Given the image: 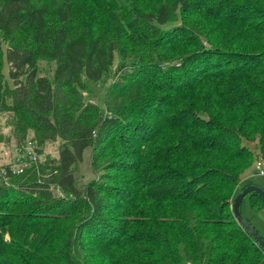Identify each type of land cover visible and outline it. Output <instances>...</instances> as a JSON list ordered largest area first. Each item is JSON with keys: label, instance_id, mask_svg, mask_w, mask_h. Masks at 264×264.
Segmentation results:
<instances>
[{"label": "trees", "instance_id": "obj_1", "mask_svg": "<svg viewBox=\"0 0 264 264\" xmlns=\"http://www.w3.org/2000/svg\"><path fill=\"white\" fill-rule=\"evenodd\" d=\"M190 2H139L120 18L113 13L114 0H0V113L13 114L18 142L29 131L40 144L57 138L64 141L57 174L42 181L32 175L22 180L21 174H16L9 178L15 182L0 183V264H264V250L230 209L239 175L253 158L248 147L236 145L237 132L246 140L257 141L264 157V78L251 72L264 65V20L255 18L258 14L252 16L250 32L241 41L262 48L257 56V52L250 54L259 62H234L227 68L232 72L215 75L229 76L236 85L234 90L228 91L227 83L212 78L179 90L178 76L181 82L184 76L195 78L197 72L191 68L182 76L168 77L175 86L173 97H178L183 107L188 103L200 106V98L207 95L208 101L219 103V121L226 124L219 126V135L205 132L211 125L184 119L188 114L171 124L164 116L157 133L162 143L153 154L145 153L140 169L146 162L165 159L170 161L169 167L164 166L153 182L140 180L121 192L120 197L127 199L119 208L122 212L110 218L104 216L111 210L97 182L88 185L84 194L75 188L70 167L83 150L91 147L95 162L99 161L98 150L113 136L121 119L127 116L130 120L136 112L133 106L147 103L159 87L158 81L148 80L150 72L145 68L132 73L117 88L118 104H112L110 92H105V115L83 102L80 91L84 80L99 82L110 70L115 52L128 55L127 40L116 24L123 25L130 36L148 35L134 56L145 61L141 65L157 64L168 57L163 34L178 31L163 25L174 21L177 13L188 11ZM251 5L243 9L256 15L253 2ZM196 57L197 63L205 59L201 52ZM190 58L181 57L187 63ZM41 60L54 62L52 79L39 75ZM5 62L12 85L5 78ZM214 85H219L217 90ZM188 92V97L180 96ZM167 143L178 145L166 153ZM51 185L74 197L55 198ZM246 196L253 211L264 209L258 194ZM47 209L53 214L46 217H60L54 224L61 229L54 230L57 227H48L41 219ZM87 209L92 215L85 217ZM69 212L77 213V222L68 218ZM133 212L144 216L138 225L128 217ZM38 226L45 228L37 230Z\"/></svg>", "mask_w": 264, "mask_h": 264}, {"label": "rangeland", "instance_id": "obj_2", "mask_svg": "<svg viewBox=\"0 0 264 264\" xmlns=\"http://www.w3.org/2000/svg\"><path fill=\"white\" fill-rule=\"evenodd\" d=\"M114 1L116 8L113 9V13L116 17L120 18L124 14H129L130 10L134 9L136 3L141 2L142 5H145L146 2H149V0ZM161 1L163 2L164 0ZM244 1L191 0L188 11L177 13L178 15L173 17L174 21L163 25L167 29L178 28V31L172 32L169 35L163 34L168 57L163 61H157V64L149 63L141 65L145 61L141 62L134 56V50L138 51V48L144 47L143 44L149 39L148 35L139 37L134 34L130 36L129 31L123 25L121 26L120 23L116 24L120 26L122 35L127 40L128 55L123 57L119 52H115L110 70L99 82L84 80V90L80 91L83 102L85 104H93L105 115L107 113L104 104L105 92H110L113 98L112 104H118L119 101H117L118 97L116 96L117 88L132 73L145 68L150 72L147 77L148 80L158 81L159 87L147 103L133 106L136 112L132 114L133 117L130 120L127 116L121 119L113 136L103 148L98 150V154L100 155L99 161L95 162L92 155L93 149L87 147L83 150L80 159L70 167L76 179L75 188L77 192L84 194V189L93 182H97L95 184L104 190L103 196L109 206L108 210H111V212L105 213L104 216L106 218L122 212V209L119 208L123 206L124 200L127 199L120 197L121 192L126 191L128 188H133L140 180L153 182L159 178L158 175L162 172L164 166L169 167L170 161L165 159V155L178 144H165L168 148L163 156L165 160L155 163L146 162L144 168L140 169L141 160L143 161L145 153L148 151L153 154L157 145L162 143V140H158L157 133L161 129L164 116L167 117L168 123L171 124L180 116L188 114L189 116H185L184 119H193L194 122H202L208 126L211 125L212 128L205 132L213 135L219 131V126H226L224 121H219V103H215V100L214 102L208 101L209 95L206 98H200L202 99V105L200 106L188 103L186 107H183L178 103V97H173L175 86L168 81V77L177 76L179 73L182 76L184 72H189L191 68V72H197L195 78L189 76L185 78L184 76L183 82H181L178 76L176 82L179 83V90L188 88L191 85L202 84L209 78L217 82L223 81L227 83L228 91L234 90L236 85L233 82L231 83L232 79L229 76L215 75H219V72H232L233 70L227 68L232 67L234 62H238L240 65L249 59L253 62H259L256 58H250V54L257 52L255 54L257 56L262 51V48L254 49L248 40H241L245 39L250 32L249 27L252 26V16H257L258 14L259 17L255 18L264 20V0H246L247 3L240 7V4ZM251 2H253L254 8H252L256 15H250L247 9H243L247 4L250 3L251 5ZM241 18H245L246 21L242 23V21H239ZM235 29L237 30L235 31ZM262 39L264 40V38ZM2 48L3 50L6 49V44H3ZM194 49L197 50L196 53H187ZM200 52L204 53L205 59L203 62L197 63L199 59H197L196 54ZM186 54L192 57L189 63L181 59V57H187L185 56ZM38 66L39 75H45L50 79L53 78L54 62L41 60ZM198 68L203 69L198 70ZM174 72L176 75H173ZM251 72H256L257 75L264 78V65L251 69ZM4 74L8 84L12 85L11 80L8 78V63L6 62L4 64ZM213 87L217 90L219 85H214ZM212 91L213 89H210L209 93ZM189 94L188 92L180 96L182 98L188 97ZM130 106L132 105H127V108ZM13 118V114L9 111L0 113V147L3 150L0 152V171L2 166H5L9 162L16 163L17 158H21V155L20 150L16 151L15 149L23 148L31 140L32 147L36 149L39 157L35 160L25 157L24 161L27 165L19 173L21 175L18 177H21L22 180H27V177L32 175L34 180L42 181L50 178L51 175L57 174L60 150L64 141L57 138L55 140H45L40 144L35 140L34 133L29 131L27 136L21 142H18L13 132ZM134 132H137V134H134ZM237 134L239 138L235 141L236 145L242 144L248 147L252 151L253 158L249 166L239 175L234 195L236 196L249 184H254L264 191V176L257 175L254 171L255 160L262 156L258 143L257 141L246 140L241 132H237ZM4 152L8 156L4 157ZM114 154L117 156L114 157ZM112 157L114 158L108 161ZM138 169H140L141 173L139 171H132ZM14 180L4 181L0 176V183L3 185L11 184L15 182ZM50 189L53 196L57 199H71V197H74L60 187L51 185ZM256 201L260 202L257 198ZM230 209L232 211V202ZM240 212L264 238V209L262 208L259 212L253 211L250 207L249 197L245 196L240 206ZM50 214H53L52 210L45 211L41 219L49 223L48 227H57L54 230L61 229L58 227V223L54 224V222L60 221V217L50 216L51 218H49L45 216H49ZM68 215V218L73 219L74 217L75 222L78 221L77 213L69 212ZM91 215L92 212L89 209L85 210V217ZM128 217L131 220L130 222H133V225H138L144 218L143 215L135 212L129 214ZM40 228L44 230L45 227L38 226L37 230ZM5 237L7 238L6 240L9 239L8 232H6Z\"/></svg>", "mask_w": 264, "mask_h": 264}, {"label": "built area", "instance_id": "obj_3", "mask_svg": "<svg viewBox=\"0 0 264 264\" xmlns=\"http://www.w3.org/2000/svg\"><path fill=\"white\" fill-rule=\"evenodd\" d=\"M15 150H20L21 158H17L16 163L9 162L8 164H5V166H2L0 176L3 178L4 181H8L11 174H19L23 171L24 167L27 165L24 161L25 157H29L33 160L39 157L36 153V149L32 147L31 140H29L23 148H16ZM1 151L3 150L0 147V152ZM3 156H8V154L4 152ZM254 171L257 175L264 176V157L260 156L255 160Z\"/></svg>", "mask_w": 264, "mask_h": 264}, {"label": "water", "instance_id": "obj_4", "mask_svg": "<svg viewBox=\"0 0 264 264\" xmlns=\"http://www.w3.org/2000/svg\"><path fill=\"white\" fill-rule=\"evenodd\" d=\"M250 193H256L258 194L262 200L264 201V191L254 185V184H249L246 187H244L235 197L232 202V212L233 215L236 219V221L245 229L249 232V234L253 237V239L257 242V244L264 250V240L261 238V236L257 233L255 228L248 223L243 216L241 215L240 212V205L242 203V200L247 194Z\"/></svg>", "mask_w": 264, "mask_h": 264}]
</instances>
